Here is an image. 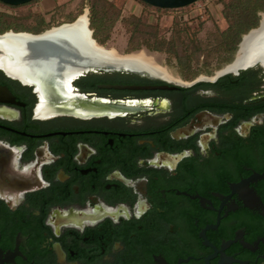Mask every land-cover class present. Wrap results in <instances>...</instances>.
Segmentation results:
<instances>
[{
    "label": "flooded vegetation",
    "instance_id": "1",
    "mask_svg": "<svg viewBox=\"0 0 264 264\" xmlns=\"http://www.w3.org/2000/svg\"><path fill=\"white\" fill-rule=\"evenodd\" d=\"M227 66L70 102L0 66V264H264V66Z\"/></svg>",
    "mask_w": 264,
    "mask_h": 264
},
{
    "label": "trees",
    "instance_id": "2",
    "mask_svg": "<svg viewBox=\"0 0 264 264\" xmlns=\"http://www.w3.org/2000/svg\"><path fill=\"white\" fill-rule=\"evenodd\" d=\"M84 1L81 0L82 3ZM136 1L144 8L167 12L178 11L194 4L177 9H162L141 0ZM90 2V27L93 29V37L100 45H105L111 39L112 30L121 16L126 0H90ZM222 2V14L227 23V27L223 30L218 28L206 30L204 22L193 28L187 21L177 19L168 37L160 34L144 14L124 17L122 23L129 34L127 52L147 48L167 53L170 61L175 59L181 71L190 75L188 78L194 77L195 65L200 64L202 57H204L202 68L208 70L215 59L220 63L231 62L243 36L259 26L261 13H264V0H222ZM2 4L11 9L20 7ZM63 10L61 5H56L51 18L47 20L44 18L45 14L39 15L35 26H30L23 19H19L21 17L12 13L0 12V34L8 31L37 34L48 29L51 19H56L57 16L65 15L70 21H74L78 16L72 13L64 14Z\"/></svg>",
    "mask_w": 264,
    "mask_h": 264
},
{
    "label": "water",
    "instance_id": "3",
    "mask_svg": "<svg viewBox=\"0 0 264 264\" xmlns=\"http://www.w3.org/2000/svg\"><path fill=\"white\" fill-rule=\"evenodd\" d=\"M32 1L34 0H0V2L10 6L25 5ZM141 1L162 9H177L196 3L199 0ZM84 14L88 15V11H86ZM263 15L264 13L262 14L259 26L257 28L251 29L246 35L250 34L254 30L262 28ZM79 17L70 23H64L60 26L47 29L37 34L13 31H8L0 34V56L9 52L10 57H12L14 66H18L22 70L28 71L33 77L32 84H35L37 80L46 84L53 82L63 84V82L66 80V84H63V88L64 90L70 92L72 90V82L76 78L88 73H149V71L145 70L144 68L135 67L128 63H122L109 59L103 54H100L95 47H92L90 43L91 39L95 44L99 43L93 37V30L90 27L89 16L88 27L91 29V34L89 36L90 41L87 38V34L75 30H62L54 33L51 32L54 29L73 24L79 19ZM246 35L243 36L242 40ZM260 48H262L261 51L264 52V39L256 49L259 50ZM234 61L232 63H234ZM257 64H261L264 66V62L262 61L256 62L255 65ZM255 65L248 66L245 69H248ZM105 87L114 89L134 88L133 86L127 85H105ZM74 107H76L75 104H73L72 106H68V108Z\"/></svg>",
    "mask_w": 264,
    "mask_h": 264
},
{
    "label": "rangeland",
    "instance_id": "4",
    "mask_svg": "<svg viewBox=\"0 0 264 264\" xmlns=\"http://www.w3.org/2000/svg\"><path fill=\"white\" fill-rule=\"evenodd\" d=\"M47 3L50 5L48 4V6ZM59 4L64 9V14H76L78 15V18L80 15L88 11V16L90 18V0H85L83 3L81 0H59ZM53 7L54 3L52 0H39L38 2L28 5H20V7L17 9H11L0 3V12L12 13L17 17H21L19 19H23L24 22H27V24L30 26H35L37 24L39 15L45 14L44 18L47 20L51 18L53 13L48 11H51ZM222 11V0H200L191 6L172 12L156 11L154 9L144 8V6L136 0H126V3L121 11V16L112 30L111 39L103 46L108 49H115L121 55L144 53L146 56L153 58L155 62L161 67L169 69V71L171 70L174 73L182 72L186 77H189V74L181 71L175 59L172 61L169 60V55L167 53L149 50L147 48L127 52L126 49L129 34L123 26L122 20L128 15L140 16L144 14L148 18V21L151 23V25L158 29L157 31L160 34L169 37L171 34V27L173 26L174 21L177 19H183L184 21H187L193 28H195L199 23L204 22L206 30H212L215 28L223 30L227 27V23L223 18ZM262 14L263 13H261V18ZM70 22L72 21H70V19L65 15L57 16L56 19H51L50 25L48 24V29ZM19 25L22 26L23 24ZM236 54L234 55L232 61L235 59ZM203 61L204 57L201 58L200 64L197 63L195 65L194 76L211 74L214 71L224 68L228 64L232 63V61L220 63L215 59L211 64L210 70H208L202 68L204 67Z\"/></svg>",
    "mask_w": 264,
    "mask_h": 264
},
{
    "label": "bare ground",
    "instance_id": "5",
    "mask_svg": "<svg viewBox=\"0 0 264 264\" xmlns=\"http://www.w3.org/2000/svg\"><path fill=\"white\" fill-rule=\"evenodd\" d=\"M88 22V15L82 14L79 19L73 24L54 29L51 32L54 33L62 30H75L87 34V38L89 39L91 29L88 27ZM263 39L264 15L262 28L254 30L244 37V39L240 43V47L238 49L234 63L228 65L225 71L237 72L240 69L242 70L248 66L255 65L258 61L264 62V52L261 51L262 48H260L259 50L256 49ZM90 43L92 47H95L96 50L99 51L100 54H103L109 59L122 63H128L135 67L144 68L154 75L165 77L168 76L165 68L158 65L153 58L146 56L144 53L134 55H121L115 49H108L106 47L100 46L97 43L95 44L92 39ZM0 66L5 69V71L10 75L17 76L26 82L33 83V77L28 71H24L18 66H14L12 57H10L9 52L0 56ZM35 84L39 89L42 98L46 97L47 95L49 98L64 96L67 101H71L69 94L63 88V84H66V80L63 82V84H59L58 82L46 84L37 80Z\"/></svg>",
    "mask_w": 264,
    "mask_h": 264
},
{
    "label": "crops",
    "instance_id": "6",
    "mask_svg": "<svg viewBox=\"0 0 264 264\" xmlns=\"http://www.w3.org/2000/svg\"><path fill=\"white\" fill-rule=\"evenodd\" d=\"M38 1H39V0H38ZM38 1H37V2H38ZM52 1H53V3H54V7H55L56 5H60V4H59V0H57V1H55V0H52ZM48 4H49V3H47V5H48ZM49 5H50V4H49ZM49 5H48V6H49ZM54 7H53V8H54ZM53 8H52V10H51V11H48V12H51V13H53V12H52V11H53ZM48 12H46V13H48Z\"/></svg>",
    "mask_w": 264,
    "mask_h": 264
}]
</instances>
